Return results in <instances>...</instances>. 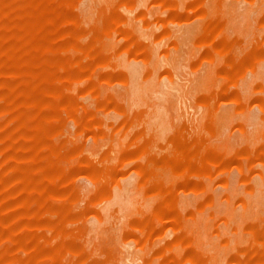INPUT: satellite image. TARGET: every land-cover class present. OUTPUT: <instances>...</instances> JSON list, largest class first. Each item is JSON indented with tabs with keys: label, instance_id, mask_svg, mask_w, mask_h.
<instances>
[{
	"label": "rangeland",
	"instance_id": "1",
	"mask_svg": "<svg viewBox=\"0 0 264 264\" xmlns=\"http://www.w3.org/2000/svg\"><path fill=\"white\" fill-rule=\"evenodd\" d=\"M0 264H264V0H0Z\"/></svg>",
	"mask_w": 264,
	"mask_h": 264
}]
</instances>
